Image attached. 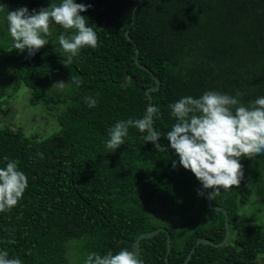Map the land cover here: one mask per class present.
<instances>
[{
    "label": "trees",
    "instance_id": "16d2710c",
    "mask_svg": "<svg viewBox=\"0 0 264 264\" xmlns=\"http://www.w3.org/2000/svg\"><path fill=\"white\" fill-rule=\"evenodd\" d=\"M75 2L90 5L80 15L96 32L98 44L83 47L66 63L69 54L58 36L75 30L54 22L49 43L35 55L29 57L27 49L8 51L13 44L8 10L26 7L31 13L61 0H0V75L8 65L10 88H29L31 104L42 102L48 110L64 104L58 128L48 136L0 126V167L6 166L5 157L16 160L28 180L17 205L0 212V251L22 264H69L72 239L83 241L74 264H84L90 252L131 251L138 234L158 227L149 217L158 199L177 209L196 206L206 219L181 241L165 227L171 238L167 263L164 232L140 240L143 264H181L197 239H223L224 215L208 208V189L198 195L200 181L179 164L174 150H158L145 141L147 133L129 127L124 144L114 151L106 147L108 131L119 120L142 118L149 107L145 90L155 82L136 66V48L139 63L160 81L151 96L152 106L159 108L153 126L161 146L170 145L166 134L175 123L168 106L182 97L199 98L214 90L250 106L264 96V0ZM55 74L66 79L65 89H52ZM72 77L80 78L79 86ZM88 97L96 100L94 107L88 106ZM9 111L0 106V113ZM240 163L239 186L221 189L211 199L228 213L229 240L222 247L197 244L187 264H260L264 226L235 221L238 205L249 198V184L264 200V154L241 157Z\"/></svg>",
    "mask_w": 264,
    "mask_h": 264
},
{
    "label": "clouds",
    "instance_id": "9594fccd",
    "mask_svg": "<svg viewBox=\"0 0 264 264\" xmlns=\"http://www.w3.org/2000/svg\"><path fill=\"white\" fill-rule=\"evenodd\" d=\"M87 7L90 5L76 3L75 0H61L58 5L51 4L31 13L26 7L8 10L6 19L13 39L8 51L16 49L23 52L27 49L29 57L35 55L49 43L48 37L53 34L50 25L54 22L65 30H75L71 35L62 33L58 36L62 50L69 54L66 63H71L83 47L96 48L98 44L96 32L80 15ZM0 11H4L3 4H0ZM72 79L79 86L80 78ZM86 101L89 107L96 105L92 97ZM168 107L175 123L166 138L179 157V164L200 181V196H204V190L209 188L213 189L209 194L212 199L221 189L238 187L244 175L240 158L251 159L264 154V96L245 106L235 96L208 90L199 98L182 97ZM158 113L159 108L153 105L147 107L142 118L117 121L108 131L106 147L115 151L124 144L129 127L147 133L146 142L157 141L161 134L154 129L153 118ZM5 160L6 166L0 167V212L15 207L28 185L26 175L17 168L18 161L7 157ZM172 166H176L175 160ZM0 264L22 262L19 258H9L7 251H0ZM84 264H143V260L133 251L121 249L116 254L111 251L104 255L90 252Z\"/></svg>",
    "mask_w": 264,
    "mask_h": 264
},
{
    "label": "rangeland",
    "instance_id": "374dc122",
    "mask_svg": "<svg viewBox=\"0 0 264 264\" xmlns=\"http://www.w3.org/2000/svg\"><path fill=\"white\" fill-rule=\"evenodd\" d=\"M54 78L56 81L52 83V89L60 91L67 87V81L61 74H55L53 80ZM10 83L9 67L5 65L0 75V106L3 109L10 108V111L7 115L0 113V126L7 125L12 130H21L26 136L37 134L45 137L56 131L59 125L57 114L64 109V104L54 106L51 110H48L42 102L31 104L30 89L22 85L15 91L10 88ZM262 188L264 190V182H262ZM262 198L255 186L249 184V198L246 203L238 205L235 223L264 226V200ZM149 217L151 222L158 227L174 229L179 241L189 231L206 223L200 208L187 206L184 209H177L158 199L153 201ZM82 242L77 239L68 241L66 256L69 264L77 263V260L81 258L79 255ZM257 261L264 264V254H259Z\"/></svg>",
    "mask_w": 264,
    "mask_h": 264
},
{
    "label": "water",
    "instance_id": "95a60500",
    "mask_svg": "<svg viewBox=\"0 0 264 264\" xmlns=\"http://www.w3.org/2000/svg\"><path fill=\"white\" fill-rule=\"evenodd\" d=\"M125 37H126V39L128 41H131V37L128 34V30L125 31ZM135 54H136V56H135L134 62L136 64V66L148 71L150 73L151 77L153 78L154 82H155L154 86H150V87L146 88V90H145V95L148 98L149 106H152L151 92L157 91L159 89L160 81H159L158 78H156L151 73V71L147 67H145V66H143V65H141L139 63L138 58H137V55H138V49L137 48L135 49ZM153 143H154L155 148H157L158 150L165 149V148H171L170 145L161 146V144L159 143V140H157V141H155ZM211 192H212V189L209 188L208 191H207V195H206V204H207L209 209L221 212L224 215V228H225L224 237L218 243H214V242H212L211 240H209L207 238H199V239H197L195 244L191 247L190 251L188 252L186 258L181 262V264H187L188 263V261L190 260V258L192 256V253L194 252L195 247H196L197 244H201L202 243V244H209V245L216 246V247H222L229 240V237H230V234H231V229H230V224L228 222V213H227L225 208H223L221 206L212 205L211 199L209 198V194ZM159 232H164V234H165V238H166V256H165V261L167 263L168 262V253H169L170 248H171V238H170V234H169L168 230L165 227H157L156 229H153V230H150V231H146V232H142V233L138 234L136 239L132 242L131 251L134 252V255L139 257V254H140V240L141 239L151 238V237H153L154 235H156Z\"/></svg>",
    "mask_w": 264,
    "mask_h": 264
}]
</instances>
